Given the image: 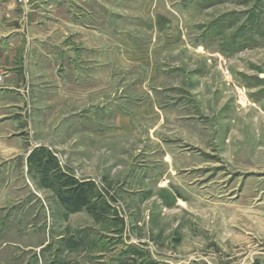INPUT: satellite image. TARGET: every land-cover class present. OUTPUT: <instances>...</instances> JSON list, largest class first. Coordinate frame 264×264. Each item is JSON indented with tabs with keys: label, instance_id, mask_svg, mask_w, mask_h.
<instances>
[{
	"label": "rangeland",
	"instance_id": "rangeland-1",
	"mask_svg": "<svg viewBox=\"0 0 264 264\" xmlns=\"http://www.w3.org/2000/svg\"><path fill=\"white\" fill-rule=\"evenodd\" d=\"M106 7L93 20L118 32L91 68L28 83L32 153L0 154V264H264V0Z\"/></svg>",
	"mask_w": 264,
	"mask_h": 264
},
{
	"label": "crops",
	"instance_id": "crops-1",
	"mask_svg": "<svg viewBox=\"0 0 264 264\" xmlns=\"http://www.w3.org/2000/svg\"><path fill=\"white\" fill-rule=\"evenodd\" d=\"M104 5H103V3ZM93 3L96 6L93 9ZM106 0H30V6L15 0H0V148L5 159L28 157L23 124L32 94L30 82L53 81L59 71H74L77 64L91 68L92 48L102 51L109 29L105 18L93 20ZM112 24V21H111ZM93 35L99 44L93 46ZM99 36V37H98ZM103 38H100V37ZM39 149V143L35 149ZM33 150V151H34ZM26 151H28L26 153ZM32 153V152H31ZM38 154V153H35Z\"/></svg>",
	"mask_w": 264,
	"mask_h": 264
},
{
	"label": "trees",
	"instance_id": "trees-1",
	"mask_svg": "<svg viewBox=\"0 0 264 264\" xmlns=\"http://www.w3.org/2000/svg\"><path fill=\"white\" fill-rule=\"evenodd\" d=\"M65 194L67 195L64 200L67 201L66 205L69 206L70 210H78L88 204V194L93 191V186L90 183H75L70 181L66 182ZM70 186V187H69Z\"/></svg>",
	"mask_w": 264,
	"mask_h": 264
},
{
	"label": "built area",
	"instance_id": "built-area-1",
	"mask_svg": "<svg viewBox=\"0 0 264 264\" xmlns=\"http://www.w3.org/2000/svg\"><path fill=\"white\" fill-rule=\"evenodd\" d=\"M18 3H20L22 5H26V4L29 5V0H18ZM3 82H4V77L2 75H0V85H2Z\"/></svg>",
	"mask_w": 264,
	"mask_h": 264
}]
</instances>
